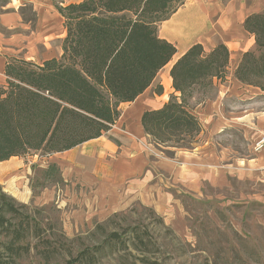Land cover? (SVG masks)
<instances>
[{
	"label": "trees",
	"instance_id": "1",
	"mask_svg": "<svg viewBox=\"0 0 264 264\" xmlns=\"http://www.w3.org/2000/svg\"><path fill=\"white\" fill-rule=\"evenodd\" d=\"M183 1L56 5L67 30L62 55L41 63L9 57L6 64L7 83L0 85V161L38 152L51 155L100 137L119 120L122 102L134 101L156 82L154 90L162 93L158 74L177 48L158 35V26ZM244 24L256 41L234 75L264 90V11L251 14ZM229 58L223 43L208 53L197 43L176 60L171 76L180 94L142 115L154 143L194 144L202 126L190 101L213 89L214 78L224 79ZM62 181L59 165L50 163L32 189ZM45 209L19 202L0 185V264H111L108 257L116 259L121 250L152 251L149 225L117 222L126 213L116 212L85 236L69 238L45 222ZM157 220L165 225L162 217Z\"/></svg>",
	"mask_w": 264,
	"mask_h": 264
},
{
	"label": "crops",
	"instance_id": "2",
	"mask_svg": "<svg viewBox=\"0 0 264 264\" xmlns=\"http://www.w3.org/2000/svg\"><path fill=\"white\" fill-rule=\"evenodd\" d=\"M32 3L37 12L35 25L22 20L20 12L13 7L12 12L1 16V23L10 34L0 33V85L7 83L5 68L9 57L35 62L55 57H34L30 47L43 42L49 44L56 25L64 30V18L52 0H32ZM66 3L72 2L66 0ZM262 11L264 0H184L158 26V35L177 48L173 59L158 74L163 92L157 93L150 86L134 101L120 104L121 116L109 133L41 157L61 164L60 160L53 161V156H60L62 178L80 185L81 200L108 207L112 212L140 201L167 218L179 211L175 192L180 189L201 194L206 185L226 186L233 177L264 182V147L255 149V143L264 134V90L245 84L234 75L243 54L256 41L254 34L245 28V20ZM21 26L25 33L18 30ZM66 34L67 30L62 34V42ZM197 43L207 53L218 44H225L230 53L228 72L224 79L214 78L213 96L193 103L192 110L202 126L195 141L199 139V142L192 149L174 147V157H170L165 150L172 148L156 147L145 132L142 115L146 110L163 107L171 94H180L173 87L171 68ZM62 53L63 49L60 56ZM233 132L244 137L245 154L228 143ZM5 161L26 166L24 157L14 156ZM65 164L68 168L64 172ZM1 168L0 172H4Z\"/></svg>",
	"mask_w": 264,
	"mask_h": 264
},
{
	"label": "rangeland",
	"instance_id": "3",
	"mask_svg": "<svg viewBox=\"0 0 264 264\" xmlns=\"http://www.w3.org/2000/svg\"><path fill=\"white\" fill-rule=\"evenodd\" d=\"M52 1L56 5L67 4L66 0ZM77 1L82 0H68ZM12 7L20 12L25 22L32 25L36 23L34 20L37 18V12L34 11L32 0H0V33L5 36L10 34V30L1 23V16L12 12ZM63 25L65 26L64 23ZM21 29L25 33L22 26L18 30ZM62 30V26L56 25L49 44L43 42L30 47L32 55L60 57L62 34L66 32L65 28ZM37 63L41 62L37 59ZM215 90L214 86L207 94L197 93L195 99L190 101L191 108L193 103L213 96ZM124 128L123 126L121 129ZM228 141L226 142L234 148H239L240 153H246L245 139L238 132L231 133ZM193 145L180 147L173 146L172 142L155 143L158 148H172L165 150L170 157H174L175 148L192 149ZM41 156L44 155L38 152L24 157L26 166L10 164L8 161L0 162V168L1 165L5 166L1 168L4 172H0V185L19 202L32 207H45L44 220L55 225L56 231L64 232L69 238L85 236L95 228L96 223L105 222L115 212L126 213L122 214L125 217L121 215L117 219L120 224L149 225V240L154 243L152 251L134 250L132 253H125L121 250L119 255H114L116 259L109 256L107 263L264 264V182L243 181L233 177L226 186L206 185L201 194H191L184 189H180V192L174 191L180 205L179 211L167 218L140 201L133 202L123 210L112 212L108 207L83 202L80 185L66 182L64 178L58 184H49L45 188L38 185L32 189V183H37L43 169L50 163L49 158ZM58 157L60 156H53V161L60 160L63 164V159ZM61 164H58L59 167ZM67 168L65 164L64 172ZM60 169L63 173V169ZM67 190L71 193L67 194ZM21 192L26 194H20ZM149 209H153L154 213H150ZM157 216L164 219L165 225L160 224ZM144 258L150 261H144Z\"/></svg>",
	"mask_w": 264,
	"mask_h": 264
},
{
	"label": "built area",
	"instance_id": "4",
	"mask_svg": "<svg viewBox=\"0 0 264 264\" xmlns=\"http://www.w3.org/2000/svg\"><path fill=\"white\" fill-rule=\"evenodd\" d=\"M264 147V134L262 135V137L256 142L255 144V149L259 150L262 149Z\"/></svg>",
	"mask_w": 264,
	"mask_h": 264
}]
</instances>
